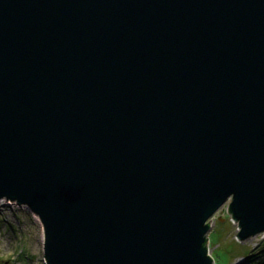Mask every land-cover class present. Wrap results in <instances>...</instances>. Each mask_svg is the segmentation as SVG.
Here are the masks:
<instances>
[{"label":"water","instance_id":"1","mask_svg":"<svg viewBox=\"0 0 264 264\" xmlns=\"http://www.w3.org/2000/svg\"><path fill=\"white\" fill-rule=\"evenodd\" d=\"M3 198L47 264H215L228 200L264 232V0H0Z\"/></svg>","mask_w":264,"mask_h":264},{"label":"rangeland","instance_id":"2","mask_svg":"<svg viewBox=\"0 0 264 264\" xmlns=\"http://www.w3.org/2000/svg\"><path fill=\"white\" fill-rule=\"evenodd\" d=\"M230 203L209 220L208 248L215 264H264V235L240 240L239 224L228 212ZM44 243L40 218L27 206L4 199L0 203V264H47Z\"/></svg>","mask_w":264,"mask_h":264},{"label":"bare ground","instance_id":"3","mask_svg":"<svg viewBox=\"0 0 264 264\" xmlns=\"http://www.w3.org/2000/svg\"><path fill=\"white\" fill-rule=\"evenodd\" d=\"M4 199H7V200H10V201H13V200H11V199H8V198H3V199H0V203H2V201L4 200ZM229 201V200H228ZM227 201V202H228ZM13 202H16L17 204H18V202L17 201H13ZM227 202H226V204H227ZM225 204V205H226ZM19 205V204H18ZM224 205V206H225ZM20 206H27L30 210H31V212L32 213H34V215L39 219L40 218V220H41V222H42V224H43V226H44V222H43V220H42V218L40 217V215H38L37 213H35L34 211H32V209L27 205V204H23V205H20ZM221 210V209H220ZM45 229V228H44ZM260 234H263L264 235V232H262V233H260ZM256 236H258V235H256ZM256 236H254V237H256Z\"/></svg>","mask_w":264,"mask_h":264},{"label":"trees","instance_id":"4","mask_svg":"<svg viewBox=\"0 0 264 264\" xmlns=\"http://www.w3.org/2000/svg\"><path fill=\"white\" fill-rule=\"evenodd\" d=\"M208 241H209V239H207V243H208ZM207 243H206V244H207ZM260 262H261V261H260ZM260 262H258V264H260ZM254 264H255V263H254Z\"/></svg>","mask_w":264,"mask_h":264}]
</instances>
